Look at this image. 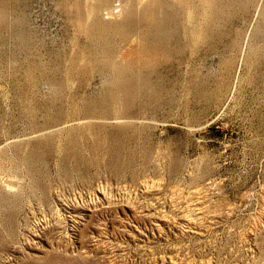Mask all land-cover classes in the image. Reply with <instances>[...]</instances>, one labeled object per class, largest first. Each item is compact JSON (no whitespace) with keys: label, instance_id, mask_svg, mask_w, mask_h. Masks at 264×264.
<instances>
[{"label":"rangeland","instance_id":"rangeland-1","mask_svg":"<svg viewBox=\"0 0 264 264\" xmlns=\"http://www.w3.org/2000/svg\"><path fill=\"white\" fill-rule=\"evenodd\" d=\"M0 264H264V0H0Z\"/></svg>","mask_w":264,"mask_h":264},{"label":"bare ground","instance_id":"bare-ground-1","mask_svg":"<svg viewBox=\"0 0 264 264\" xmlns=\"http://www.w3.org/2000/svg\"><path fill=\"white\" fill-rule=\"evenodd\" d=\"M94 9H95V6H94ZM94 11H95V10H94ZM121 86H122V85H121ZM123 86H124V85H123ZM121 88H122V87H121ZM121 88H120V89H121ZM123 89H124V88H123ZM127 89H128V88H127ZM118 91H119V90H118ZM121 92H122V91H121ZM128 96H129V95H128ZM120 97H121V96H120Z\"/></svg>","mask_w":264,"mask_h":264}]
</instances>
